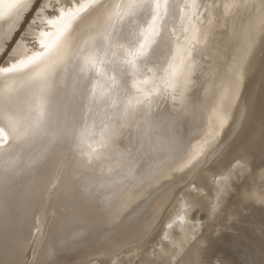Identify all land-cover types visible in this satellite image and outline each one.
I'll return each instance as SVG.
<instances>
[{"label": "bare ground", "instance_id": "6f19581e", "mask_svg": "<svg viewBox=\"0 0 264 264\" xmlns=\"http://www.w3.org/2000/svg\"><path fill=\"white\" fill-rule=\"evenodd\" d=\"M39 2L40 5L36 9ZM35 9L36 11L34 12ZM31 15V21L26 24L28 19L30 20L29 17ZM25 24L27 26L24 28ZM23 28L24 31H22ZM17 38L18 40L16 42L15 40ZM13 43L15 44L14 46H12ZM239 43L243 44L241 51L239 50L241 46ZM237 45L239 49L236 51L239 50L240 53H236V56H238L236 57L238 58L236 62L238 61L239 63L236 65L242 66V69L239 72L237 84L234 86L235 83L233 82L231 89H235L233 94L236 93L238 95L244 71L243 67L245 68L243 64L245 61L248 63L255 62L259 54V58L260 56H264V0H0V255L4 253L9 255V257H13L12 259L14 260L15 256L20 254L17 253L18 251L15 246L17 243H21L20 245L25 243L23 237L27 234L30 226L29 223H31L28 218V212L32 211V208L31 211H28L30 210V201H33L32 197L35 195L37 189L42 190L41 187L44 184L42 180L45 178V180L49 179H47V175L50 170L51 172L53 171V165H64L65 163L67 165L70 159L72 161V167L75 164L78 167V164L79 166L82 165V159L89 158L90 160V158H96L98 155L106 153L108 147L113 148L111 147L112 145H114V150H117L118 147L115 148V146H118V141L122 137L123 139L121 141L126 140L131 133L135 134L137 132L135 131L136 129L138 130L140 128L141 131L146 132L148 126L153 127L151 129L154 130V127L162 125L163 122L165 123L166 120L164 118H166V115L164 117V110L166 108L155 114L149 113L147 108L150 106V102L147 101L152 97L148 95L151 93L157 94L161 83L162 87L166 85L167 88L171 89H178L182 87V84L186 83L185 88H187L198 77L204 83V86H202L207 93H210V88H212L211 84L217 81L219 84L222 82L224 85H222V95L231 94L229 96H233L232 91L230 92V89H228V86L231 85L227 84L228 80L226 76L216 69L217 60L213 62L214 60L211 58L201 59L200 57L199 59L198 56L200 54L197 55L196 53L199 50H203L207 54H214L218 60H226L228 56L234 58L233 53ZM11 46L13 47L12 49ZM8 50L10 51L9 53ZM257 61L259 62L258 64H261L262 58L260 61ZM165 62L168 65V67L166 65V68L164 67ZM259 67L257 65V71L261 72L259 71L261 69ZM262 68V73H264V67ZM236 70L237 74L239 69ZM253 74L255 75V73ZM258 75L262 78L264 77L261 73H258ZM250 79L251 81H255L254 77ZM261 84L260 86H263ZM84 86L87 87L90 96L94 93V101L92 103L79 98ZM260 86V90L264 92V86L263 88ZM233 87L235 88L233 89ZM250 87L252 89L254 85ZM260 90L258 91L260 92ZM254 91L252 90L250 92L253 93ZM262 93L260 92V94ZM248 96L251 97L249 94ZM229 98L231 99L232 97ZM248 98H246V101ZM221 99L223 100V98ZM153 101L151 99V102ZM153 104L157 103L154 101ZM156 106L158 107V105ZM245 107H241L242 110ZM247 107L249 108V106ZM222 108L209 111L210 114H214L213 116L216 117L220 126L218 128H221V130L219 129L220 132L225 130L223 127L229 119L228 116H230V108L224 107L225 110ZM261 108V113L258 115L259 120L255 122L257 126L252 124L253 121L248 120L249 128L250 125L251 127L254 125L256 128L254 129L255 131L248 147H244L241 150L243 148L242 144L244 143L238 140L240 144L242 143V147L240 146V150L238 148L235 154L230 155V152L227 153L226 151L229 156L223 158V153L220 155L222 159L218 155L221 160L218 159L220 161L218 163L220 164L219 168L216 172H212V175L210 173L209 185L207 187L205 186L206 188L204 190L190 193L194 190L191 189L190 184H188L190 182L188 181L186 184L191 189H189V192L187 191L189 194L183 196L179 193L182 197L178 194L180 199L178 202L176 201V207L173 205L175 207L174 210H171L172 212L169 210L171 213L167 218L160 219L161 221L157 223L153 232L140 245L137 247H129L128 250L125 249L126 251H123L124 253L122 254L120 253L121 255H111L112 257L98 259V261L87 264H179L176 261L179 259L181 251L188 246L190 240L195 235L201 238L200 232H204L214 222H217V218H220L219 214H222L220 213L221 209L233 195L234 191L241 185L237 180L242 181L243 178L250 175L251 171H254L253 169L255 167L264 161V102ZM150 109L152 110V107ZM254 109L256 110L253 107ZM151 110L150 112H153ZM242 110L241 112L246 111ZM251 113L252 115L256 114H253L252 109ZM209 116L212 117V115ZM239 116H242V114ZM173 120L175 119L173 118ZM252 120L255 121V118L253 117ZM238 125L241 127V123ZM143 126H146L145 128L147 130ZM247 126H244V129ZM254 127L250 128L251 131ZM160 129L159 127V131ZM147 132L146 135L144 133L142 136L146 137ZM229 135L230 133L228 132L227 137ZM176 137L178 138V136ZM153 138L150 137V139ZM218 138L216 139L220 141ZM231 138L233 139L232 136ZM132 139L134 140L135 138L133 137ZM203 139L199 142L202 143ZM211 139L210 141L208 140L209 143H212ZM227 140L230 143L229 138ZM138 141L140 142V139ZM148 141L151 142L152 140ZM206 141L204 140V142ZM238 141L234 142V145L231 147L235 146L236 148V145L239 144ZM140 143L146 146L145 142L141 141ZM140 143L136 144L138 148ZM175 143L178 142L176 141ZM198 143H194L189 149V156L192 155L194 158L195 155L197 156V153L199 155V151L203 147L205 148L206 146L207 148V145L204 144L205 146L201 145L203 146L201 147ZM216 144V147L217 145L221 146L219 142ZM142 146L141 148H143ZM127 149L130 148L127 147ZM143 149H141V152H143ZM223 149L227 150L226 148ZM124 150H126V147ZM218 152H214L215 155ZM218 154L221 153L219 152ZM106 155L109 156V154ZM100 156L102 157V155ZM123 157L125 159V156ZM188 159L191 160L192 158L188 157ZM211 159L213 160V158ZM156 160L158 162V159ZM187 160L186 162H188ZM88 161L87 163L90 164ZM91 162L92 164L95 163L94 160ZM203 162L205 161L203 160L201 163L204 164ZM211 162L208 161L207 163L209 164ZM120 163L122 164V162ZM207 163L206 165H208ZM113 164L118 165L114 162ZM98 165H96L97 168H100ZM206 165H204L205 169L207 168ZM216 166L218 165L216 164ZM80 167L75 169L82 170L84 166ZM142 167L145 166L143 165ZM200 167L202 168L203 165L201 166L200 164ZM200 167L197 170L201 171L199 169ZM213 167H209V169ZM111 168L116 170L114 166ZM106 169L108 170V168ZM139 170L142 169L140 168ZM197 170L196 172L199 173ZM84 171H86L85 168ZM104 173L110 174L108 171ZM140 173L138 172V174ZM112 174L109 176H113ZM252 174L255 173L253 172ZM73 175L72 171V177ZM143 176L145 177L146 175L143 174ZM256 176L255 178L260 177V175ZM195 178H193L194 181ZM247 178L249 181V177ZM251 179L253 180L254 178L251 177ZM139 180L141 181V178ZM69 181L66 185L69 184ZM82 181L84 182L85 180ZM86 182L88 185L87 179ZM252 182L251 184H255ZM69 185H73V183ZM243 186L242 191L248 192V188L243 190ZM67 187L63 186V189L65 190ZM201 187L199 186V188ZM235 188L236 190H234ZM71 189H74V194L77 198L79 197L77 199L78 201L80 198H82V201L83 198H87L85 194V196L82 195L80 185L78 187L74 183V188L72 186ZM180 189L182 190V188ZM180 189L179 191L181 192ZM73 191L72 196L74 195ZM179 191L177 190L176 193ZM235 195L233 198L237 197ZM34 199L36 200L35 197ZM93 201H90V205L84 204L83 206L96 212L99 204H96V200ZM235 202L237 201L233 203ZM32 203L35 204V202ZM227 206L228 208L230 207L229 204ZM225 209H223L224 213H226ZM201 218H204L206 223L202 230L201 223L198 222ZM210 229L208 233L212 231ZM214 230L213 232H215ZM204 233L203 236L208 234ZM22 240L24 243L21 242ZM13 242L16 243L15 246ZM23 247L21 246L22 249ZM18 256L16 257L18 258ZM2 257L0 258V260L2 259L1 261L7 259L5 255ZM12 259L8 258L5 263L7 262L9 264L10 260V263L14 264L19 258L14 261ZM1 261L0 264H4ZM22 262L20 263L22 264ZM20 263L18 261L17 264Z\"/></svg>", "mask_w": 264, "mask_h": 264}, {"label": "rangeland", "instance_id": "374dc122", "mask_svg": "<svg viewBox=\"0 0 264 264\" xmlns=\"http://www.w3.org/2000/svg\"><path fill=\"white\" fill-rule=\"evenodd\" d=\"M39 5H40V2L36 6V9ZM36 9L34 10V12L36 11ZM32 15L29 17L30 20L28 19L26 24H28L29 21H31ZM26 24L24 25V28H25V26H27ZM24 28L22 29V31H24ZM20 34H21V32H20ZM17 40H18V38L15 41L17 42ZM15 41H14V43H15ZM14 43L12 44V46L15 45ZM239 44H241V46L239 47L240 49L238 48ZM239 44L237 45V47L233 53L234 56L232 55L234 58L228 56V58L226 60H218V58L216 59L214 54H210V53L207 54V52H205L203 50L202 51L204 53L200 50L197 51L198 53H196L197 55L200 54L198 56L199 59H200V57H201V59L211 58L212 60H214L213 62H215L217 60L216 69H218L222 74H224L226 76V78L228 80L227 84L231 85V86H228V89H230V92L232 91L231 92L232 94H233V91L235 90L234 89L235 87H233L234 90L231 89V87L233 86L232 83L233 82L235 83L234 86L237 84L236 82H238L239 72H241V69H242L241 68L242 66L238 65L239 66L238 67L236 65V64H239L238 61L236 62V60H238V58H236V57H238V56H236V53L239 54L240 51L242 50L241 48L243 46L242 43H239ZM12 46H11V49L13 48ZM11 49H9V50H11ZM237 49H239L240 51L239 50L236 51ZM9 50H8V53L10 52ZM172 52H173V50H172ZM259 53H257V54H259ZM259 55H258L257 60L260 61L262 58V62H263L264 56L263 57L260 56V58H259ZM205 56H207V57H205ZM257 60L253 63H248L247 61H245V63L243 64L245 66V68L243 67L244 71L242 70L243 71L242 82L240 85V90L238 92V95L236 93L233 94V96L237 95L235 97L229 96L231 94L222 95L223 94L222 87L224 85L222 82L220 83L221 84L220 85L217 81H214L211 84L212 88H210V93H207L205 91V88H203L204 83L198 77H196V79H194V82L190 86H188L187 88H185L186 83L182 84L181 85L182 87H180L178 89L167 88L166 85H164L162 87V83H161L157 94L151 93L148 95V96L151 95L152 96L151 99L154 100L155 103H157V104H153L154 101L151 102L150 98L148 99V101L147 100H145V101L150 102L149 107L150 108L152 107V110L149 107H147V108L149 110V113H151V114L161 112L166 108L164 110V117L166 115V118L163 117L166 121H165V123L164 122L162 123L163 126L160 125V126L154 127V130L151 129V128H153L151 126L147 127L148 130L145 128L146 126L145 127L143 126V128H145L147 131H149V128H150L149 132L146 131L147 132L146 137L142 136V135H144V133L146 135L145 131H141L139 128L138 130H140L142 132V134H141V132L136 129L135 131H137V132H135V134L131 133L126 140L121 141L123 139V137L121 140L119 139L120 141H118V143H117L118 146H115V148L118 147L117 150L116 149L114 150V145H112L111 147H113V148L108 147V150L106 153L100 154V155H102V157L100 155L97 156L98 159H97V157L96 158L93 157L95 159L90 158V160H89V158H87L89 161L87 159H84V160L82 159V165H80L81 167L84 166V167H82L83 168L82 170L81 169L77 170L80 167L79 164H78V167L76 164H75V166L73 165L74 167H72V165H71L72 161L70 159H69L70 164H69V162H68L69 165L67 164L68 166L66 165V163L64 165L63 164L62 165L61 164L53 165V169H52L53 171L51 172V170H50V172L47 175V179L48 178L49 179L45 180L46 179L45 178L44 180H42V182L44 181V184L42 186L43 188L41 187L42 190L37 189L35 192V195L32 197L33 201H30V206H29L30 210H28V211H31V208H32V211L28 212V218H29L31 223H29L30 226H29L27 234L23 237L25 243L23 242V240L21 241L25 244V246L23 243H22L23 245H20L21 243L20 244L17 243V245L19 244L17 247L16 243L13 242V245L14 246L16 245L15 247L18 251L17 253H20L17 255H19L21 257L22 251H24L21 258L18 256V258L20 260L16 257L17 255L15 256V259L17 258L18 260L16 259L17 262H14V264H17L18 261H19V263L21 261H23L22 264H87V263H93V261H98V259L109 258L111 255L112 256L113 255H121L122 253H124L126 251L125 249L128 250L129 247H133V246L137 247L138 245H140V243L143 242V240L153 232L157 223H159V221H161L162 219L167 218L169 216V214L172 212L171 210H174V208L176 207V205H175L176 201L177 202L179 201L181 195L186 196L187 194H189V193H187V191L189 192L191 189L194 191H192L190 193L200 192V191L204 190V188H206L209 185L208 183L210 181V173L212 175V172L214 173L218 170L219 165H220L218 163L221 161L220 158L222 159V157L223 158L228 157L229 154L230 155L235 154L236 150H238V148L240 150V148L242 147L241 146L242 143H244V144H242L243 148H241V150H243L244 147L245 148L248 147L250 140H251V137L254 134V131H255L254 129H256L254 127V125L257 126L255 122H257L259 120L258 115H260V113H261L262 103L264 102V96H263L264 92H263V90H260L261 88H259L261 83H262L261 85L264 86V83H263L264 77L262 78L261 76H259L260 74L258 75V73H261V75L262 74L264 75V73H262L263 70H261V69H263L262 67H264V65H262V64H264V62L263 63L260 62L261 64H258L259 62ZM167 62H165V64H164L165 68H166ZM256 64L258 65V67L260 66L259 68H261V69L260 70L258 69V70L261 72L257 71V68H256L257 65ZM261 65H262V67H261ZM167 67H168V65H167ZM236 69H239L238 73H237L238 75L236 74V72H237ZM255 69L258 73L255 71ZM222 71H224V72H222ZM248 71H250V72H248ZM234 72H235V74H234ZM232 73H233V76H232ZM253 73H255V75ZM256 73L258 76L256 75ZM235 76H237V77H235ZM231 77H232V79H231ZM253 77L255 78V81H253V80L251 81L250 78H253ZM233 79L236 81H234ZM257 83H258V85H257ZM200 85H201V87L199 88ZM245 85H248V86H245ZM251 85H254V87L252 89L250 87ZM255 86H256V88H255ZM263 86H260V87L263 88ZM219 88H221V89H219ZM197 89H198V92H197ZM257 89L260 90L261 93L262 92L263 93L260 94V92ZM186 90H187V92H186ZM241 90H242V92H241ZM252 90H255V91L252 93V92H250ZM248 94L251 97H252V95H254L252 97V99L249 96H248L249 98L247 97ZM259 94H260V96L262 95L261 99H260ZM240 95L243 96L242 99H241L242 96H240ZM255 95L258 98H256ZM158 96H159V98H157ZM228 96L232 97V98L230 99ZM245 96H246V98H248L247 101H246ZM221 98H223V100H225V101H223ZM253 99H255V100H253ZM184 100H185V102H184ZM212 100H213V102H212ZM230 100H231V102H230ZM241 100H243V101L241 102ZM221 102H224V103H221ZM243 102H245V103H243ZM247 102H248V104H247ZM259 102H260L261 106L259 105ZM224 104H226V105H224ZM156 105H158V107ZM155 106H156V108H155ZM222 106H223V108H222ZM226 106L228 108H230V110H229L230 116H228L229 119H228L227 123L225 124L226 126L224 125V127H223L225 130L227 129L228 131L227 130L221 131L222 133L226 134V135H224L220 132L221 128H218L219 124L217 122L216 117L213 116L214 114H210L209 111H215L218 108L219 109L222 108L223 110H225V108H227ZM235 106H236V108H234ZM244 106H246V107L243 108V110H242L241 107H244ZM247 106H249V108ZM258 106H259V109H258ZM253 107L256 108V110L254 109L255 111L253 110ZM158 108H160V109H158ZM202 108H204L205 110L204 109L202 110ZM157 109H158V111H157ZM251 109L253 111V114L256 113L255 115H252ZM150 110L153 112H150ZM241 110L242 111L246 110L245 111L246 114H245V112H241ZM247 113H248V115H247ZM240 114H242V116H239ZM244 114H245V116H244ZM250 114H251L250 117H252V118L254 117L255 121L249 117ZM209 115H212V117ZM235 115H236V117H235ZM234 117H235V119H234ZM241 117H245V118H241ZM173 118L175 120H173ZM206 118H207V120H206ZM240 118H241V120H239ZM256 118H257V120H256ZM246 119H247V121H246ZM249 119L251 121H253L252 124H254V125H252V127H254L252 129V131L250 129V128H252L251 125L249 128V123H248L250 121ZM239 121H241V122H239ZM210 122H211V124H210ZM240 123H241V127H240V125H238ZM247 124H248V126H247ZM250 124H251V122H250ZM206 126H208V127H206ZM211 126H212V128H211ZM235 126H236V128H235ZM238 126H239V128H238ZM244 126H247V127H245L246 129H244ZM159 127L161 128L160 131H159ZM143 128H141V129H143ZM163 128H165L166 131ZM195 128H197V129H195ZM180 130H181V132H180ZM155 131H156V133H155ZM162 131H163V133H162ZM183 131H185V132H183ZM172 132H173V135H172ZM225 132H227V133H225ZM228 132L230 133V135H229L230 137L229 136L227 137ZM150 133H151V135H150ZM250 134H251V136H250ZM137 135H139V136H137ZM155 135L157 136V139H156ZM179 135H181V136L179 137ZM244 135H246V136H244ZM166 136H167V138H166ZM176 136H178V138ZM231 136L233 137L234 140L231 138ZM133 137L135 138L134 140L132 139ZM150 137L151 138L154 137V138L150 139ZM244 137H246V138H244ZM173 138H175V139H173ZM196 138H199V139L196 140ZM216 138L220 139V141H224L225 143L220 142ZM228 138H229L230 143H228V140H227ZM230 138L232 139V141ZM139 139H140V142L141 141L145 142L146 146H145V144L143 145V143H140L139 141L137 142V140H139ZM147 139L150 141L152 140V141L149 142ZM163 139H165V140H163ZM202 139H203V142H204V140L210 141V139H211L212 143H209V141L204 142V144L207 145V148H206V146L203 144V142L202 143L199 142V141H202ZM153 140H154V142H153ZM172 140H174V141L172 142ZM225 140H227V141H225ZM238 140H241L240 142H242V143L240 144V142ZM176 141L178 143H175ZM236 141H238L239 144L238 143L237 144L239 146L235 144L236 148H235V146L231 147L234 145V142H236ZM152 142H153V144H152ZM218 142L220 143L221 146L217 145ZM139 143H140V145H139L140 149L137 147L138 145H136ZM194 143H198V145H200V146L204 145L205 148L203 146H201L203 148H202V150L200 148L201 151H199V155L197 153V156L195 155L193 158V156L192 155L189 156L188 153L190 152L189 149L192 147V145ZM207 143H209V144H207ZM221 143L224 145L222 146ZM215 144L217 145L218 148L215 146ZM172 145H173V147H172ZM141 146L144 149L146 147V149L144 150L143 148H141ZM214 146H215L216 150H215ZM122 147H123V149H122ZM125 147H126V150H124ZM127 147L130 149H127ZM136 147H137V149H136ZM208 148H209V150H208ZM220 148L221 149L226 148L227 150L223 149V150H225V151H223ZM230 148L232 150H233V148H235V150L232 151ZM141 149H143V152H141ZM137 150H140V151H137ZM211 150H213V151H211ZM217 150L221 154H218L219 152ZM226 151H227V153L228 152H230V153L227 154ZM164 152H166V153H164ZM180 152H182V153H180ZM214 152L215 153L218 152L216 154L218 158L216 157ZM175 153H177V154H175ZM103 154H105V155L109 154V156L108 155L103 156ZM112 155H113L115 160L112 159L113 158ZM162 155H164V156H162ZM218 155L219 156L222 155V157L220 156V158H219ZM123 156H125V159ZM210 156H211V158H213V160L210 158ZM103 157H105V158H103ZM107 157H108V159H107ZM188 157L192 158L191 159L192 161L190 159H188ZM196 157H197V159H196ZM206 157H208L207 159H209V160L206 159L207 160L206 161L205 160ZM91 159L94 160L95 163L92 164ZM104 159H105V161H104ZM121 159L124 161H122ZM156 159H158V162ZM85 160H86V163H85ZM101 160H103V161H101ZM186 160L188 162H186ZM203 160L205 161V162H203L204 164L201 163ZM87 161L90 162V164H88ZM208 161L209 162L212 161L211 163H209L211 166L207 163ZM216 161H218V162H216ZM96 162H97V164H96ZM113 162L115 164H118V165H114ZM120 162H122V164ZM214 162H215V164H214ZM146 163H148V164H146ZM164 163H165V166H164ZM206 163L209 166L206 165ZM98 164H100L101 166ZM109 164H110V166H109ZM119 164H121V165H119ZM139 164H141V165H139ZM200 164H201V166L203 165L202 168L200 167ZM216 164L218 166H216ZM91 165H95V166H91ZM96 165H98L100 168H97ZM104 165H106V166H104ZM143 165L145 167H142ZM204 165H206L207 170L204 168L205 167ZM113 166L116 170L111 168ZM158 166H160V167H158ZM260 166H261V168H260ZM263 166H264V161L261 162L257 167H255L253 169L254 171H251L252 173L254 172L255 174H252L250 172V175L245 177L246 179L243 178L242 181H240L239 179L237 180L238 183H241V185L237 188V190H236V188L234 189L236 191H234L233 195L226 202V204L227 205L229 204V206L232 203L231 206L228 208V206L225 204L224 207L220 211V213L225 214V215L219 214L220 215L219 217L221 219L217 218L216 219L217 222L216 223L214 222L210 226L212 231H211L210 227L208 229H206V230H208L207 232H206V230L205 231L203 230L205 233L199 231L201 238H199L198 235H195V237H193L190 240V242L188 243V246L184 250L181 251V253L179 255V259L176 261V263H179V264H264V174H263L264 168H263ZM60 167H61V169H60ZM118 167H120L119 170H117ZM149 167H151V168H149ZM198 167H200L199 169L201 171L197 170ZM209 167H213V168H210L211 171H210ZM75 168H77V169H75ZM84 168L86 171H84ZM87 168H88V170H87ZM94 168H95V170H93ZM103 168H105V169H103ZM106 168H108V170ZM140 168L142 170H139ZM257 168L259 169V173H258ZM260 169L262 172L260 171ZM97 170H98V172H96ZM106 170L109 173H110V170H112V171L110 174H108V173L106 174V173H104V172H107ZM196 170L199 171V173H197ZM72 171L74 174L73 177H72ZM101 171H103V172H101ZM116 171H118V172H116ZM256 171H257V173H256ZM76 172H78V173H76ZM138 172L139 173L141 172V173L138 174ZM154 172H156V173H154ZM75 173L78 174L77 175L78 177L76 176ZM87 173H89V174L87 175ZM111 174L113 176L110 177L109 175H111ZM136 174H138V175H136ZM143 174L146 176L144 177ZM256 174H259L260 177H257L259 175L256 176ZM251 175H253V176H251ZM74 176H76V177H74ZM128 176H129V178H128ZM191 176H194V177H191ZM250 176L253 177L254 179L252 180ZM255 176L257 178H255ZM190 177L192 180H193V178L196 177L195 181H197L198 184H196L197 182L195 183V181L193 180L195 183L194 184L193 181L190 179ZM247 177H249V181L247 180L248 179ZM109 178H111V179H109ZM140 178H141V181L139 180ZM197 178H198V180H197ZM86 179L88 181V185H87ZM99 179H102V180H99ZM250 179H251V181H250ZM255 179H257V180H255ZM82 180H85V181L83 182ZM68 181H69V184L73 183V185H69V184L66 185L68 183ZM71 181H75V182H71ZM188 181L190 182L188 184H190L191 189L186 184ZM204 181H205V183H204ZM252 181L255 184H251ZM96 182L98 185L96 184ZM259 182H260V184H259ZM74 183H76V185H78V187L80 185L82 195L85 194L86 197L88 198V199L85 198L87 200H85L83 198L84 203L82 201V198H80L79 201L77 200L79 197L77 198L76 195L74 194L75 193L73 191L74 189L73 190L71 189L72 186L74 188ZM203 184H205V185H203ZM242 184L245 185L246 188ZM191 185H193V186H191ZM201 185H202V187H201ZM248 185L250 188L247 187ZM254 185H255V187H254ZM63 186H68L67 189H69V187L71 186V188H70L71 190L70 189L68 190L70 193L68 191H65L67 189L64 190ZM88 186H89V188H88ZM195 186H196V188H195ZM199 186L201 188H199ZM242 186L244 187L243 190L248 188L247 189L248 192L247 191L243 192ZM121 187H124V188H121ZM183 187H185V188H183ZM186 187H189V188H186ZM180 188H182V190L183 189H185V190L182 191ZM179 189L181 190V192L179 191ZM261 189H263V190H261ZM177 190L179 192L176 193ZM72 191L74 194L73 196H75V197L72 196ZM182 192H183V194H182ZM237 192L239 193V195H237L238 194ZM240 193H242V194L244 193V194L242 195ZM261 193H263V194H261ZM98 195H99V197H98ZM234 195H235V197L236 196L237 197L233 198ZM241 196H242V198H241ZM34 197L36 198V200L34 199ZM72 198L73 199L75 198V199L73 200ZM231 199L232 200L234 199V201H237V202L233 203L234 201L232 202ZM241 199H242V201H240ZM93 200L94 201L96 200L95 202L97 205L99 204L98 207L96 206L98 208V209H96V212L91 211L90 208L87 209L88 207L83 206L84 204L90 205L89 204L90 201H93ZM230 200H231V202H230ZM32 202H35V204ZM173 202H174V204H173ZM81 206H83V207H81ZM99 207H100V209H99ZM224 208H226V209L228 208L227 210L225 209L226 213H224V210H223ZM227 215H229V216L227 217ZM218 219L220 220V222ZM198 222L201 223V230H202L206 224L205 219L201 218L198 220ZM216 224H218V225H216ZM214 225H216L217 227ZM215 227H216V229H215ZM209 229L211 231L210 233H208ZM213 230L215 232H213ZM201 233H202V235H201ZM203 233L204 234L208 233L207 234L208 236L207 235L203 236ZM211 235H213L214 237L213 236L211 237ZM202 237H204V238L202 239ZM205 237H207V238H205ZM199 239L201 241L202 240H204V241L201 242ZM199 241H200V243H199ZM11 246H12V244H11ZM19 246H20V248H19ZM21 246L22 247L24 246L23 249L21 248ZM117 252H119V253H117ZM3 255H5L6 256L5 258H7L5 260L3 259L4 261H1L2 259L0 260L1 263L4 262V264L7 263V262L5 263V261L8 260V258L9 259L13 258V257H9V255H6L4 253H3ZM3 255L1 253L0 256L2 257ZM105 256H107V257H105ZM13 261H12V263H13ZM9 264H11L10 260H9Z\"/></svg>", "mask_w": 264, "mask_h": 264}, {"label": "snow or ice", "instance_id": "6c2138e0", "mask_svg": "<svg viewBox=\"0 0 264 264\" xmlns=\"http://www.w3.org/2000/svg\"><path fill=\"white\" fill-rule=\"evenodd\" d=\"M79 98L82 100H88L89 103H92L94 101V93L90 96L87 87L84 86Z\"/></svg>", "mask_w": 264, "mask_h": 264}]
</instances>
